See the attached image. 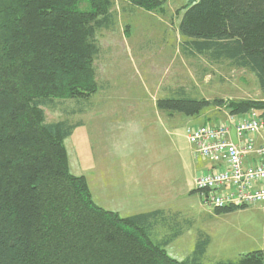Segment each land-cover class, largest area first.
<instances>
[{"label":"trees","instance_id":"1","mask_svg":"<svg viewBox=\"0 0 264 264\" xmlns=\"http://www.w3.org/2000/svg\"><path fill=\"white\" fill-rule=\"evenodd\" d=\"M126 1L154 10L165 0ZM114 5L0 0V264H201L208 238L184 261L166 249L179 230L154 238L162 211L123 216L96 203L85 176L70 170L65 145L81 122L47 121L49 104L98 91L97 35L114 26ZM179 31L187 55L249 69L264 95V0H191ZM156 104L187 115L214 107L264 114V97L226 101L183 91ZM217 264H264V250Z\"/></svg>","mask_w":264,"mask_h":264},{"label":"rangeland","instance_id":"2","mask_svg":"<svg viewBox=\"0 0 264 264\" xmlns=\"http://www.w3.org/2000/svg\"><path fill=\"white\" fill-rule=\"evenodd\" d=\"M190 3L191 0H165L162 7L146 10L126 0H115L114 26L102 30L97 37L101 45L100 55L94 62L98 91L89 99L49 104L45 112L48 122L87 120L86 127L82 123L74 127L65 145L70 170L94 181V197H110L124 191L121 183H116L123 178L125 192L131 184L138 189L144 187L150 194L160 190L163 202H172V206L182 212L170 221L173 225L177 223L183 234L168 247L169 254L180 261L191 257L198 233L204 231L211 237V246L200 263L217 264L219 260H235L249 252L264 250V203L251 204L227 215L217 214L215 209L203 203L201 192L195 188V177L201 174L207 162L193 154L186 137L187 128L225 117L229 110L225 107L207 108L198 115L176 112L164 123L161 118L151 115L150 106L152 101L156 103L161 98L176 97L183 91L197 98H223L226 101L261 99L264 95L256 75L249 69L236 67L229 60L213 62L201 55L185 53V38L180 34L179 24ZM117 95H137L148 101L120 100L103 106L108 103V97ZM116 107L122 113H131L132 110L133 116L137 111L148 112L143 113V119L140 115L139 119L133 117L138 123L134 125L132 135L127 134V126H122L125 130L122 137L112 126L108 125L106 129L107 138L109 136L106 144L137 151L134 154L137 159L83 161L84 154L90 153L100 142L98 120L102 116L99 111L94 116L92 111L112 112L110 110ZM81 108L89 113L86 116L79 111L72 113L73 109ZM253 110L260 114L257 109ZM106 118L107 124L115 119ZM99 170L103 175H109L106 178L109 180L99 183ZM129 175L131 177H127ZM112 183L116 190L113 193L112 187V193H109ZM173 230H169L166 223H160L154 228V238L162 241Z\"/></svg>","mask_w":264,"mask_h":264},{"label":"built area","instance_id":"3","mask_svg":"<svg viewBox=\"0 0 264 264\" xmlns=\"http://www.w3.org/2000/svg\"><path fill=\"white\" fill-rule=\"evenodd\" d=\"M186 137L193 154L210 164L195 177L206 206L264 203V114L227 111L220 119L189 126Z\"/></svg>","mask_w":264,"mask_h":264},{"label":"crops","instance_id":"4","mask_svg":"<svg viewBox=\"0 0 264 264\" xmlns=\"http://www.w3.org/2000/svg\"><path fill=\"white\" fill-rule=\"evenodd\" d=\"M97 37H98V35H97ZM98 46H99V50H100L101 45L98 44ZM99 55H100V51H99L97 58L99 57ZM97 58H96V60H97ZM120 100H123V101L128 100V101H134V102L135 101H138V102H142V101L147 102L148 101V100L145 101L146 100L145 97H143V99H142L141 96H137V95H129V96H118L117 95L116 97H112V98L108 97L106 100V102H108V103L104 104L103 106L106 107L110 102H115V101H120ZM152 102L153 103L150 106V108H152L151 115H154L157 118H161L164 121V123H165L166 118H170L171 115L176 114V112H172L169 110H160L157 107V104L154 101H152ZM116 108L111 109L110 111H112V112H109V111L103 112L102 109H99L96 111H94L95 110L94 109L92 111L94 113V116L97 115L98 111H99L98 113L100 114V116H102L100 118V120H98L99 124L101 125L100 142H98L96 144V148L93 149L90 153L84 154L83 161H135L137 159L136 157H134V154L137 151L124 150L123 146L117 145V144H114L112 146L106 144L105 140H107V139L109 140V136L107 138L106 129H107V126L110 125V126H112V128L114 130H117L118 134H121V137L123 136V133L125 132V130H126L128 135H132L131 132H133L135 130L134 125L136 123H138V120L134 121L135 119L133 117L136 116L137 119H139V117L143 119L145 117L144 114H146L148 112L144 113V110H141V112L137 111L135 113V116H133V115H131L133 112L132 110L130 111L131 113H125V112L122 113V112L118 111L119 107H116ZM103 109H105V108H103ZM87 112H88V110L85 109L83 111V114L86 116ZM118 114H120V115L118 116ZM90 116L91 115L88 114V117H90ZM106 117L115 118L117 120L113 119L112 121L108 122V124H107L106 122L108 119ZM90 119H91V117H90ZM103 119H105V120H103ZM81 123L83 124V127H86L87 120H85V118H84L81 121ZM122 126H127V129L124 130L122 128ZM116 127H117V129H116ZM117 137H119V136H117ZM117 137H116V139H117ZM127 140H128V138H126V141ZM160 154L162 155V153H160ZM168 159H169V155H168ZM176 161H178V160L176 159ZM209 166H210L209 163L205 164L203 166L202 170L204 171ZM98 168H100V167H98ZM100 172H101V170H99V172L97 174V176H98L97 180H99V183L102 182L103 180H106V181L109 180V179H106L109 175H103ZM128 174L129 173L127 171V175ZM83 176H85V175H83ZM127 177H131V176L129 175ZM85 178L87 179L89 186H90V189H91L92 194H93L94 181L89 180L86 176H85ZM123 182H124V178H123V180H121V181L119 180V182L117 181L116 183H121L120 187L124 191H119V192H116V194H115L114 189L116 190V186L113 185V183H112L109 186L108 191H109V193H112L111 189L113 187V193L114 194L110 195V197L109 196L104 197L103 195L101 196L99 194L100 195L99 199H97V197H94V194H93L94 200L100 206H102L106 209H109V210L119 212L123 216H132V215H136V214H140V213L152 212V211H157V210L162 211L160 219L163 220L162 222L166 223V225L169 227V230L174 229L172 233L167 234L163 239L168 238V237H173L174 233L179 230V232H178L179 235L174 236L172 238L171 242L166 247V249L168 251V247L170 245H172L174 242H176L181 237V235L183 234L182 233L183 229L181 230V228L177 226V223H175V225H173V223H170L171 219H175V218L180 216L179 214L182 213L181 210L179 208L173 207L172 206L173 204H172V202L170 203V201H167L164 203L163 198L161 197L160 190L156 191L155 193H154V191H152V194H150L147 190L144 189V187H140L138 189V187L136 188L134 186V184H131L130 186H128V189L125 192ZM103 193H104V191L102 190V194ZM161 198H162V200L159 201V199H161ZM172 198H175V196H173ZM155 199H156V201H155ZM231 213L232 212L226 213V215L231 214ZM206 238L209 239V244L206 247V251H205L204 255L200 258V261H201V259L203 257H205V255H207V253L210 250V246H211V237L208 233H205L204 231H199L198 236H197L195 243H194L193 250L191 252V257H187V258H184L181 260L184 261V260L192 258L194 256L197 243L200 240H203ZM219 261H221V260H219Z\"/></svg>","mask_w":264,"mask_h":264},{"label":"water","instance_id":"5","mask_svg":"<svg viewBox=\"0 0 264 264\" xmlns=\"http://www.w3.org/2000/svg\"><path fill=\"white\" fill-rule=\"evenodd\" d=\"M232 134L234 136V141H236V138H235V130L234 129L232 130Z\"/></svg>","mask_w":264,"mask_h":264}]
</instances>
